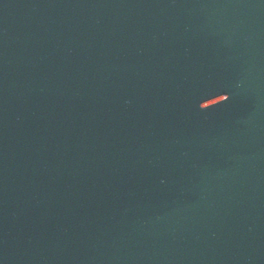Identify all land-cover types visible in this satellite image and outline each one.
Returning <instances> with one entry per match:
<instances>
[{"label":"water","instance_id":"1","mask_svg":"<svg viewBox=\"0 0 264 264\" xmlns=\"http://www.w3.org/2000/svg\"><path fill=\"white\" fill-rule=\"evenodd\" d=\"M0 264H264V0H0Z\"/></svg>","mask_w":264,"mask_h":264}]
</instances>
